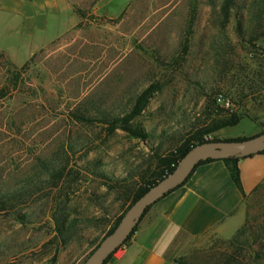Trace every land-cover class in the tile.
Here are the masks:
<instances>
[{"label": "rangeland", "instance_id": "1", "mask_svg": "<svg viewBox=\"0 0 264 264\" xmlns=\"http://www.w3.org/2000/svg\"><path fill=\"white\" fill-rule=\"evenodd\" d=\"M64 1L67 13L57 0L58 11H44L46 27L32 36L16 29L21 16L0 8V50L13 62L0 58V264H81L126 210L129 190L178 140L226 110L255 122L243 117L205 140L249 137L256 123L264 129V28L251 29L255 0H236L227 19L223 0ZM146 89L132 119L144 137L98 122L129 112ZM243 208L253 227L240 243L209 232L187 241L172 264L182 256L225 264L226 254L233 264L251 263L264 179Z\"/></svg>", "mask_w": 264, "mask_h": 264}, {"label": "crops", "instance_id": "2", "mask_svg": "<svg viewBox=\"0 0 264 264\" xmlns=\"http://www.w3.org/2000/svg\"><path fill=\"white\" fill-rule=\"evenodd\" d=\"M10 1L0 8L21 16V23L16 29L29 36L33 35L36 26L45 29L46 19H41L44 11H58L57 0ZM62 1L66 11V2ZM58 34L56 32L48 36L46 41L35 44L28 51L25 61ZM255 127L250 136L263 130L258 123ZM238 136L244 135L235 134L224 138ZM238 167L242 191L249 193L264 179V151L241 157ZM242 191L233 183L222 159L198 164L186 181L147 209L132 234L105 264H172L181 247L190 239L209 232L223 238L231 237L245 217Z\"/></svg>", "mask_w": 264, "mask_h": 264}, {"label": "trees", "instance_id": "3", "mask_svg": "<svg viewBox=\"0 0 264 264\" xmlns=\"http://www.w3.org/2000/svg\"><path fill=\"white\" fill-rule=\"evenodd\" d=\"M235 4H236V0H223L220 6V12L223 14V16L226 19L229 16L231 10H233ZM253 16L255 18V22L252 25L251 29L254 31L259 28L261 29L264 28V0H255V8L253 11ZM34 55L35 53L32 54L29 59L33 58ZM0 58L4 59L6 63L13 64L10 61V59L5 55V53L1 50H0ZM21 68H23V66ZM149 92L150 90L146 89L143 93H141L138 96L132 109L129 112L125 113L124 115H121V116L120 115H102V117L98 119V122L106 124L107 130L109 132H112L115 129L120 128L128 132L132 136L144 137L146 135V132H144L141 126L139 125L134 126L132 124V119L135 115H138L140 111L142 110L146 97L148 96ZM77 117L78 119L86 120V121L93 120L90 117H85L84 115H78ZM243 117H248L255 122V120L251 118V116H249L248 114L237 112L235 110H232V111L226 110L225 113L218 112L216 113V116L211 119V123H209V125H206L205 127L200 128V129H195L191 131V133L187 137L178 140L174 144L172 149H170L165 154L157 157L154 168L152 169L150 173H148L145 176H142L140 185H137L136 187L131 188L129 190V195H130L129 205L132 202H134L139 196H141L146 190H148L152 185H154L156 182H158L163 177L168 175L171 171H173L177 167L180 159L185 155V153L189 149H191L193 146H195L198 143L208 141L204 139V135L209 134L210 132H213L216 130L236 126L238 125V123ZM263 131L264 129L261 132ZM244 138H246V136H238L234 138H225V139L240 140ZM210 140H220V139L213 138ZM240 158L241 157L232 156V157L224 158L222 160L227 166L228 172L230 174V177L233 183L242 191L240 173H239V167H238V160ZM207 160H211V159H207ZM207 160H201L198 164L205 162ZM258 185L254 187L253 191L257 189ZM242 193H243V201H244V199L247 196V193H244L243 191ZM123 213L117 217L114 225L110 227V229L106 233L110 232L113 229V227L117 224V222L119 221ZM65 220H66V217H63L60 223L63 224ZM71 220H74V219H71ZM252 227L253 225L251 224V218L249 217V214L246 213L245 220L243 224L241 225V227L238 228V230L232 237L224 240V243L228 246L234 245L235 243H240L241 237H243L246 234V232H250ZM259 230H260L259 231L260 233H257V236H256V238H258L257 239L258 248L255 251L254 250L251 251V253L253 252V255H252L253 258L251 259V263L249 264H264V224H262V226L259 225ZM113 253H111L108 256L104 264L108 261V259L111 257ZM241 257H245L244 254H241ZM226 260L227 262L225 264H233L236 261V259L234 258L232 259L231 254H226ZM177 261H178L177 264H197L194 256H182ZM241 264H246V263H241Z\"/></svg>", "mask_w": 264, "mask_h": 264}, {"label": "water", "instance_id": "4", "mask_svg": "<svg viewBox=\"0 0 264 264\" xmlns=\"http://www.w3.org/2000/svg\"><path fill=\"white\" fill-rule=\"evenodd\" d=\"M262 151L264 131L240 140H208L196 144L185 153L173 171L127 207L113 229L99 240L81 264H104L108 256L126 241L148 207L186 181L201 160L248 157Z\"/></svg>", "mask_w": 264, "mask_h": 264}, {"label": "built area", "instance_id": "5", "mask_svg": "<svg viewBox=\"0 0 264 264\" xmlns=\"http://www.w3.org/2000/svg\"><path fill=\"white\" fill-rule=\"evenodd\" d=\"M228 104H226V106H227ZM179 164V163H178ZM173 165V164H172ZM178 166V165H177Z\"/></svg>", "mask_w": 264, "mask_h": 264}]
</instances>
